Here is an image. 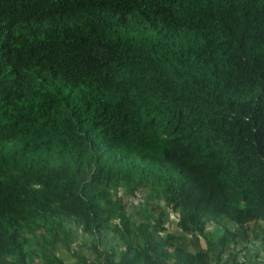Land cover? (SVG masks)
I'll return each instance as SVG.
<instances>
[{"label": "trees", "instance_id": "trees-1", "mask_svg": "<svg viewBox=\"0 0 264 264\" xmlns=\"http://www.w3.org/2000/svg\"><path fill=\"white\" fill-rule=\"evenodd\" d=\"M253 248L264 262V0H0V264Z\"/></svg>", "mask_w": 264, "mask_h": 264}, {"label": "rangeland", "instance_id": "rangeland-1", "mask_svg": "<svg viewBox=\"0 0 264 264\" xmlns=\"http://www.w3.org/2000/svg\"><path fill=\"white\" fill-rule=\"evenodd\" d=\"M119 193L122 196H124L123 188H119ZM146 194L147 193L146 192L144 193L143 190H139V191H136L133 195H129L130 197L128 199L126 198V204H128V207H127L128 211L129 212L137 211L139 208L138 203L139 202L141 203L142 201L147 199V198H145ZM175 217H176V215H175ZM175 217H174V215L170 214L168 217V220L166 219L165 226H166L167 230L170 232L175 230V224H174L175 223V219H174ZM255 250L253 248V250L250 251V255H248V253H245L246 254V257H245L246 261L247 262L249 261L250 263H253V264H264V262L261 261V259H263L262 255L257 256L255 253ZM260 253L263 254L262 252H260ZM60 255L63 257L64 261L67 263L69 261H71V262L73 261L72 258L63 249L61 250ZM242 258L244 259L243 256H242Z\"/></svg>", "mask_w": 264, "mask_h": 264}]
</instances>
